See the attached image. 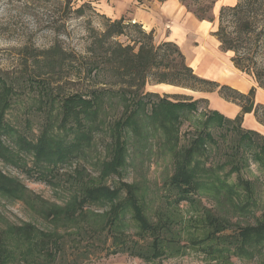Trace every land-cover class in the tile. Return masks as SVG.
<instances>
[{
	"label": "rangeland",
	"instance_id": "1",
	"mask_svg": "<svg viewBox=\"0 0 264 264\" xmlns=\"http://www.w3.org/2000/svg\"><path fill=\"white\" fill-rule=\"evenodd\" d=\"M63 1L0 0V70L14 85L1 119L0 158L18 156L13 165L0 161V182L12 178L21 184L0 185V264H264V238L254 237L240 249L229 244L228 253L219 251L222 246H209L208 237L201 233L207 213L235 231L254 227L264 219V151L261 154L255 143L241 139L242 125L207 122L210 113L219 112L201 97L203 91L149 83L144 93L157 94L149 100L144 94L135 98L103 91L95 100L96 112L69 131L60 122L64 101L74 94L89 100L92 91L103 88L102 83L109 79L96 73L89 81L62 69L52 75L39 73L34 80H18L28 70L37 75L30 69L35 49L40 52L55 44L67 57L73 52L84 55L88 21L97 29L103 26L102 16L137 23L131 19L136 9L161 2L72 0L73 10L89 3L90 9L79 16L68 11ZM182 4L195 17L198 12L210 19L213 35L219 23V38L233 47V51H221L231 58L235 52L246 56L255 50L252 69L244 75L254 81V100L260 97L263 103L257 105L264 107V0H215L208 9L202 5L204 11L198 3ZM153 39L156 44L167 42ZM118 41L127 40L122 36ZM42 82L50 84L47 92L41 88ZM47 94L50 100L44 97ZM138 99L143 104H136ZM163 100L189 107L161 110L154 106ZM170 111L178 115L177 120L167 117ZM221 115L234 120L238 114L232 119ZM125 118L130 125L120 123ZM8 124L13 128L10 133L27 142H34L45 130L52 142L61 141L62 148L49 151V162L37 163L31 155L21 153L28 146L11 141ZM204 134L212 141L207 138L206 148L193 153L192 141ZM117 152L123 155L122 168L100 183L136 187L149 220L170 228L171 246L150 259L118 251L136 238L137 229L129 215L124 219L123 237L113 240L114 233L104 227L107 207L83 208L81 215L74 208L82 185L94 183L102 171L114 165ZM257 157H262L260 162ZM176 161L186 162L192 170L198 167V183H212L210 188L197 191L188 201L174 202L168 184ZM40 172H45L44 177ZM87 228L101 233H85Z\"/></svg>",
	"mask_w": 264,
	"mask_h": 264
},
{
	"label": "trees",
	"instance_id": "2",
	"mask_svg": "<svg viewBox=\"0 0 264 264\" xmlns=\"http://www.w3.org/2000/svg\"><path fill=\"white\" fill-rule=\"evenodd\" d=\"M136 1L139 4H142V0ZM162 1L164 0H161V2ZM179 1L181 3H186L187 1L198 3L201 5V11H204L203 6L208 9L215 2V0ZM63 3H65L68 11H73V13L78 14L79 16H83L85 10L90 9L89 3H83L74 10L72 0H64ZM239 7L240 5L237 6V8ZM195 15L201 21H210V19H207L202 15L198 16V12H196ZM102 17L104 23L100 29L91 27L90 22H87L86 30L88 32V38L84 55L73 52L67 57L65 53H63V50L55 44L40 52L35 49L34 53L36 55H33L31 58L30 69L37 71V75L28 70L18 78L19 81H29L38 77L39 73L52 75L57 71L65 69L71 73L88 77L90 78L89 81H93L96 78V73H100L109 79L107 82L102 83L103 88L100 87V89H94L92 91L89 100H86L81 95L74 94L64 101V104L61 107L60 122L64 127H67L69 131H74L76 124H79L80 121L89 118L93 112H96L97 104L95 103V100L103 91L116 93L125 97L140 98L142 94H144L142 97L146 99H148V97H157V94L144 93V87L149 83L181 87L192 91H216L222 99L240 107V112L234 120L225 119L221 114L214 112L210 113L211 115L209 114L207 122L215 121L219 124L235 122L238 123V125H242L243 116L252 113L256 121L262 126L264 125V107L255 103L254 87H252L246 94H242L228 86H221L215 82L199 78L185 64L183 55L174 43H154L153 34L151 32L147 33L142 28L141 24L131 23V21L124 17L115 20H111L104 16ZM219 32L218 23V29L214 32V36L219 40L221 50L224 52L233 51V47H231L229 43H226L219 38ZM122 36L126 37L127 40L124 43L118 41V38ZM254 52V49L250 50L246 56H239L235 52L231 58L233 66L242 74H248L252 69L251 65L253 64L252 59ZM22 63L27 67V59L22 60ZM42 83L41 88L45 89V92H47L50 84ZM257 84L258 86H261V83L259 84L257 82ZM0 86L1 129V119L4 116L3 111L9 106V97L14 90L13 82H11L8 76L1 70ZM104 86H107L108 89H105ZM51 95H53V92ZM44 97H47V99L50 100V94H47ZM141 101V99H138L136 104H143ZM185 104L186 103L182 102L172 104L163 100L154 104V106L161 107V110L163 107L166 109L170 107L173 110H178L181 109V107H189ZM172 113L173 112L171 111L168 112L167 117H170L173 121L177 120L178 115H173ZM129 121V119L125 118L124 121L120 123L130 125ZM72 124L73 126H71ZM9 128L8 132L10 133L13 128L10 125ZM10 134L12 135V142H22L25 148L28 146V148L23 149L24 152L21 153L31 155L32 157H28L33 158L37 163L49 162V158L47 157L49 151L54 149L53 153H56L55 151L57 149L62 148L61 141L52 142L54 139L47 135L45 130L40 133V136L34 142H27V138L20 137L19 135L17 136L14 133ZM207 138L209 141H212V138L207 134L193 140L192 146L190 145L192 152L196 154L198 149H205V140H207ZM241 139H248L252 143H255L257 147H259L261 154L264 151V136L261 134L253 130L245 129L241 135ZM257 139H259V142ZM27 143L29 144L27 145ZM116 148L117 145L114 149ZM1 151L3 150L0 146V152ZM184 152H186V150ZM116 154L117 158L114 165L107 168L105 171H102L97 180H93L94 183H85L82 185L80 188L81 195L78 200V206H74V208L77 207L79 209L78 214L81 215L84 214V209L89 208L90 206L101 208L107 207V211L104 214V227L106 226V229L111 233H114L113 240H118L123 237L122 229L125 226L124 219L126 215H129L137 229L135 234L136 238H130L128 243H124V248L118 251L131 254L132 256L141 259H150L156 255L163 254L167 246H171V240L168 235L170 228L165 227L159 222H152L149 220L144 211L142 196L138 193L139 191H137V188L129 184L109 187L100 183L102 178L114 176V174L118 173V168L123 162L121 158L122 153L117 152ZM9 156L10 157L4 156L0 158V161L13 165L18 160V156L16 155L12 154ZM261 158L262 157H257L259 162L261 161ZM120 168H122V166H120ZM198 171V167L195 170L189 169L186 162H177L174 165L173 175L168 184V190L171 192L172 196H174V202L179 203L181 201H188L192 199V194H195L197 191L210 188L209 185L212 183H198L199 178L196 176ZM44 173L45 172H40V176L44 177ZM2 182H4L5 185L11 186L12 184V186L21 187V184L12 178ZM2 182H0V185ZM214 187H216L215 184ZM248 191L251 190L248 189ZM204 221L205 228L201 233L208 237L210 242L209 246H222L221 248H224L219 251L230 253L229 247H226L229 244L235 249H240L244 243L254 237L264 238V219L258 221L257 225L254 227L238 228L236 231L232 230L230 225L225 224L224 220L215 217L211 213L205 214ZM83 231L85 233H101L98 232L96 228H87L83 229ZM43 245L44 243L41 242L39 249Z\"/></svg>",
	"mask_w": 264,
	"mask_h": 264
},
{
	"label": "crops",
	"instance_id": "3",
	"mask_svg": "<svg viewBox=\"0 0 264 264\" xmlns=\"http://www.w3.org/2000/svg\"><path fill=\"white\" fill-rule=\"evenodd\" d=\"M133 16L132 21L141 24L146 32H151L155 40L176 44L186 65L197 77L228 86L242 94L255 87L250 77L233 66L231 55L221 51L219 41L213 32H209L213 23L196 18L179 0L155 2L146 9H136ZM199 93L211 109L227 118L232 119L240 112L239 106L225 101L216 91ZM254 101L256 104L263 103L260 97ZM242 126L264 136V127L256 121L252 113L243 116Z\"/></svg>",
	"mask_w": 264,
	"mask_h": 264
}]
</instances>
